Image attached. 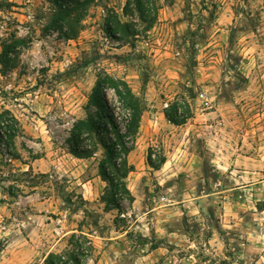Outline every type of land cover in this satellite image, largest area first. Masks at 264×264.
Returning <instances> with one entry per match:
<instances>
[{
  "label": "rangeland",
  "instance_id": "obj_1",
  "mask_svg": "<svg viewBox=\"0 0 264 264\" xmlns=\"http://www.w3.org/2000/svg\"><path fill=\"white\" fill-rule=\"evenodd\" d=\"M132 1L96 0L65 40L43 31L46 0H0V44L31 39L0 71L20 126L13 156L0 144V264H44L71 233L92 242L85 264H264V0H155L150 26ZM114 15L134 34H110ZM103 71L144 106L122 210L101 199V151L67 143Z\"/></svg>",
  "mask_w": 264,
  "mask_h": 264
},
{
  "label": "trees",
  "instance_id": "obj_2",
  "mask_svg": "<svg viewBox=\"0 0 264 264\" xmlns=\"http://www.w3.org/2000/svg\"><path fill=\"white\" fill-rule=\"evenodd\" d=\"M50 7V17L44 32L54 31L59 38L74 39L82 26V20L89 6L96 0H46ZM141 21L148 26L157 18L158 4L155 0L132 1ZM112 22L106 23L110 34L129 31L128 22L121 21L116 15ZM30 37H19L14 32L1 41L0 71L14 68L23 48L30 43ZM108 93L113 102L108 100ZM143 101L136 95L127 82L106 72L96 76L85 104L86 115L72 121L67 138L70 152L80 158H90L100 150L98 172L106 182L101 199L105 209L122 210V202H132L133 197L125 179L133 169L127 156L133 149L142 111ZM89 108H93L90 111ZM174 104L165 112L167 119L175 124L185 122L188 116L179 112ZM20 126L17 118L8 109L0 110V144L5 153L14 155V140ZM150 162V154L147 155ZM161 158L160 162H163ZM81 198V196H80ZM82 199V198H81ZM68 245L60 252H48L44 264H85L86 257L93 252L92 242L82 233H71Z\"/></svg>",
  "mask_w": 264,
  "mask_h": 264
}]
</instances>
